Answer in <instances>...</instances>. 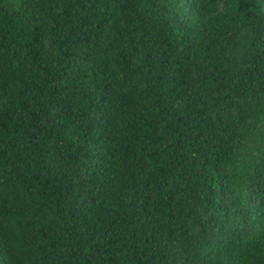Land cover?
I'll use <instances>...</instances> for the list:
<instances>
[{
	"label": "trees",
	"instance_id": "1",
	"mask_svg": "<svg viewBox=\"0 0 264 264\" xmlns=\"http://www.w3.org/2000/svg\"><path fill=\"white\" fill-rule=\"evenodd\" d=\"M0 264H264V0H0Z\"/></svg>",
	"mask_w": 264,
	"mask_h": 264
}]
</instances>
